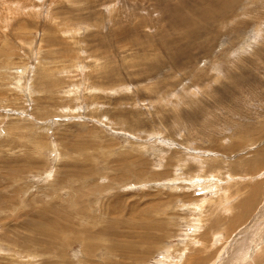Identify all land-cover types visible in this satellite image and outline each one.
<instances>
[{
  "label": "rangeland",
  "instance_id": "1",
  "mask_svg": "<svg viewBox=\"0 0 264 264\" xmlns=\"http://www.w3.org/2000/svg\"><path fill=\"white\" fill-rule=\"evenodd\" d=\"M0 24V264H264V0Z\"/></svg>",
  "mask_w": 264,
  "mask_h": 264
},
{
  "label": "bare ground",
  "instance_id": "2",
  "mask_svg": "<svg viewBox=\"0 0 264 264\" xmlns=\"http://www.w3.org/2000/svg\"><path fill=\"white\" fill-rule=\"evenodd\" d=\"M209 1V0H208ZM60 3V2H59ZM64 4V3H63ZM103 4V3H102ZM242 5V4H241ZM244 5V4H243ZM106 6V5H105ZM108 6V5H107ZM11 7H9L8 9H10ZM111 8V7H110ZM17 9V8H16ZM14 8H13V11L12 12H14ZM18 10V9H17ZM28 10V9H27ZM116 10V9H115ZM11 11H10V13H9V15L11 14ZM18 12H19V10H18ZM27 12H29V10L27 11ZM17 13V12H16ZM38 13V12H37ZM171 13V12H170ZM13 14V13H12ZM11 14V15H12ZM18 14V13H17ZM50 14V13H49ZM34 15V14H33ZM45 15V14H44ZM47 15V14H46ZM32 16V15H31ZM125 16V15H124ZM206 16V15H205ZM10 17V16H9ZM12 17V16H11ZM37 17V16H36ZM19 18V17H18ZM17 18V19H18ZM53 19V18H52ZM1 20H2V18H1ZM3 21V20H2ZM4 21H6V20H4ZM7 24V22L6 23H4V24H2L3 26L4 25H6ZM1 24H0V26H2ZM7 25H9V24H7ZM215 27H216V25H215ZM6 28H8V27H6ZM9 29H7V31H8ZM10 31V30H9ZM208 38V37H207ZM254 44V43H253ZM263 46V45H262ZM251 50V49H250ZM256 54V53H255ZM149 58V57H148ZM147 61V60H146ZM153 61V60H152ZM105 70V69H104ZM48 72V71H47ZM147 72H148V70H147ZM51 77V76H50ZM28 78V77H27ZM52 78V77H51ZM121 79V78H120ZM235 84V83H234ZM156 97V96H155ZM186 112V111H185ZM158 115V114H157ZM127 116V115H126ZM163 119V118H162ZM140 120V119H139ZM254 127V126H253ZM264 128V127H263ZM247 141V140H246ZM203 189V188H202ZM238 191V190H237ZM230 192H231V190L229 189V195H227V200H228V198H229V196H230ZM253 192V191H252ZM236 194V193H235ZM242 194V193H241ZM245 194V193H244ZM232 199V198H231ZM202 200V199H201ZM205 200V199H204ZM204 200H202V201H204ZM227 200H225V201H223V202H221L220 203V207H224L223 205H225L226 204V201ZM202 201L200 202V203H202ZM206 201V200H205ZM198 206V205H197ZM201 206V205H200ZM202 207V206H201ZM196 208H198V207H196ZM234 207H225L224 209H220L223 213H228V212H231V210L233 209ZM142 210V209H141ZM77 217V216H76ZM239 219H241L240 217H238ZM237 218V219H238ZM235 220V219H234ZM235 223V222H234ZM53 227V226H52ZM197 227V226H196ZM53 239V238H52ZM82 243H83V241H81ZM189 243V242H188ZM187 248H189L188 246H187ZM1 251V250H0ZM177 261H178V259H177ZM175 264H177V263H175Z\"/></svg>",
  "mask_w": 264,
  "mask_h": 264
}]
</instances>
